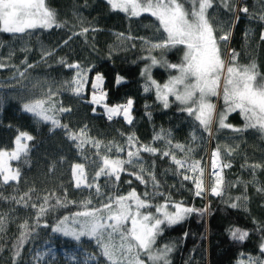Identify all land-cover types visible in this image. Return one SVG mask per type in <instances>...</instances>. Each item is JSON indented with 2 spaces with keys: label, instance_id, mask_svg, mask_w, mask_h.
Instances as JSON below:
<instances>
[{
  "label": "trees",
  "instance_id": "trees-1",
  "mask_svg": "<svg viewBox=\"0 0 264 264\" xmlns=\"http://www.w3.org/2000/svg\"><path fill=\"white\" fill-rule=\"evenodd\" d=\"M230 3L235 11H227L221 0H214V7L209 10L214 27L231 30L227 45L221 44L222 57L224 59L227 55L225 61H228L229 51L235 49L239 54L237 65L255 63L259 74L264 76V40L261 39L264 20L259 18L264 14V0H230ZM46 4L55 11L59 27L30 29L21 34L0 32V64L4 65L0 67V149H13L19 131L35 137L28 142L30 151L27 156L10 163L12 168H19L20 181L7 185L0 182V218L3 219L0 264H13L15 246L22 232L29 234L20 248L16 264H30L29 251L47 234L57 235L51 228L58 219L84 210L83 201L90 199L92 204L88 207L98 208L108 202V197L127 195L132 189L152 205L149 209H141L142 212L150 211L156 215V207L164 204L166 197L196 208H209L204 215L192 214L182 223L166 227L158 237L157 247L175 245L170 254L171 264H240L249 256L264 259V253L260 252L264 241V191H257L264 188V167L253 169L248 166H264V135L254 129L238 134L230 129H219L214 122L213 135L209 137L193 117L181 111L184 105L174 96L169 97V107L164 108L156 98L154 88L144 90L146 79L141 73L145 65L151 63L145 57L151 54L158 60L180 64L184 52V46L178 45L149 53L146 41L156 43L165 36L162 29L157 30L158 21L150 14L129 17L124 12L112 10L107 0H46ZM245 6L248 13L238 10ZM83 28L89 31L79 35ZM49 52L52 54L47 55ZM74 63L82 68H92L81 96L74 95L66 84L76 73V69L66 64ZM97 72L104 76L106 103L123 104L128 98L133 99L134 119L131 125L122 118L109 120L100 108L93 112V104L87 101L92 77ZM118 74L124 78L120 85L115 83ZM151 75L163 85L170 77L178 75V71L156 65ZM49 89L55 92L53 102L72 109L71 112L56 113L57 118L73 131L87 125L88 136L102 142L101 155L105 154V146L112 143L127 147V138L133 134L140 143L162 150L168 149L166 142L171 139L173 144L180 143L192 149L191 152L173 150L177 158L187 157L201 162L205 182L209 183L207 188H210L214 177L207 175L208 150L219 146L222 163L231 165L223 168V195L214 196L209 191L204 197H195L193 184L183 180L170 157L147 152L141 153L142 165L147 170L144 173L147 184L123 172L119 181L101 176L97 181L101 185L99 195L94 189L76 188L72 166L84 163L91 182L97 170L92 161L99 160L95 155L97 149L85 144L80 152L63 130L49 131L50 124L37 123L34 117L22 111L24 103L46 98ZM210 99L217 112L223 110L222 96ZM227 122L237 127L244 125L239 111L231 113ZM194 132L195 140L192 139ZM157 133L168 135L164 140H154ZM228 149L231 150L230 155L227 154ZM107 154L113 158H126V151L113 150ZM85 156L89 159L86 160ZM139 166L125 165L129 172L137 171ZM148 172L155 175L158 188L153 187ZM145 192L150 195L144 197ZM25 193L31 198L25 197L24 201L17 203ZM44 196L49 197L48 211L39 218L38 224V208L30 205L42 204ZM57 199L74 203L57 205ZM231 203L238 206L232 208ZM169 210H172L171 204ZM25 222L29 225L27 229L21 227ZM45 222L49 227H43ZM233 228L246 230L248 238L243 242L233 240L230 235ZM91 242L98 248L95 240ZM100 257L104 264H108Z\"/></svg>",
  "mask_w": 264,
  "mask_h": 264
},
{
  "label": "snow or ice",
  "instance_id": "snow-or-ice-1",
  "mask_svg": "<svg viewBox=\"0 0 264 264\" xmlns=\"http://www.w3.org/2000/svg\"><path fill=\"white\" fill-rule=\"evenodd\" d=\"M112 10H119L126 13L129 17H140L144 13L150 14L158 21L157 30L163 31L164 38L159 42L148 44V51L151 53L155 49H169L178 45L184 46L183 58L180 64L167 63L162 59H157L149 54L145 59L151 63L146 64L141 75L146 79L144 90L150 91L153 88L156 92V98L162 102L164 108L169 107V97L174 96L176 101L184 105L181 111L188 113L198 122V127L208 133L209 137L213 135L212 125L218 124L219 129H230L235 133H243L249 129H254L261 135H264V76L257 71L255 63L240 66L236 64L239 55L235 49L229 51V60L225 61L221 55V44L227 45L231 30L214 27L209 10L214 7V0H107ZM221 3L227 11H235L230 0H221ZM240 12L248 13V7H240ZM264 20V14L259 17ZM239 19V17H236ZM59 27L56 13L49 8L46 0H0V32L10 34H21L27 30L36 28ZM89 31L83 28L79 35H84ZM96 31V29H92ZM220 32L221 34L217 35ZM123 36V34H120ZM71 38V37H70ZM131 39V37H129ZM143 39V38H141ZM264 40V33L261 34ZM67 43V41H65ZM49 52L47 55H51ZM61 63H65L61 60ZM161 65L169 69H176L178 75L161 85L152 78L151 70L154 66ZM0 64V67H3ZM31 67V65H28ZM67 67L76 69L73 78L66 82L72 93L81 96L84 92L85 84L88 83V73L92 68H82L78 63L66 64ZM94 67V66H93ZM21 76L24 73H20ZM123 77H116L115 83L120 85ZM104 76L97 72L91 82V99L87 101L93 105H103L105 113L109 120L113 117L123 116L128 124L133 123L132 108L134 101L128 98L126 103L109 106L104 103L107 99V92L103 90ZM182 86V87H181ZM55 95L51 89L46 98L34 99L22 105V111L35 118L37 123L50 124L49 131L56 129L63 130L68 140L74 142L75 147L82 152L85 144H90L97 149L95 155L99 157L98 161H92L96 164V171L89 181L86 165L76 163L72 166V174L75 180L76 188L94 189L101 194V185L97 182L101 176L114 178L119 181L121 173L128 172L129 175L143 184H147L144 173L147 171L142 165V152L152 155L160 153L162 157H170L171 161L177 166L179 174L183 180L191 181L193 184V195L195 197H204L210 191L211 195H223V177L222 169L231 167L230 164L221 163V148L217 146L211 153V168L214 181L210 188L205 186L204 168L199 160H190L177 158L176 151L191 152L190 147L180 143L173 144L171 139L167 140V150L142 144L135 135L127 138V147L115 143L105 146V154L101 155L99 149L102 142L88 136L87 125L77 131H73L68 124L62 123L57 118L56 113L71 112V108L57 105L52 100ZM224 101L222 111H216V105L211 102V97H221ZM96 111L95 108L92 109ZM239 111L244 120L243 127H237L227 122L231 113ZM150 115V114H149ZM168 135V134H165ZM165 135L157 133L154 140H164ZM35 137L26 131H19L15 137V147L13 150L0 149V182L7 185L10 182L20 181L19 168L13 169L10 161L21 160L22 156H27L30 151L28 142ZM195 140V132L192 135ZM125 152L126 158L110 157L107 153ZM231 154V150H227ZM85 159L89 157L85 156ZM125 165L136 168L137 171H128ZM256 169L264 167L260 164L248 165ZM191 173V175L189 174ZM148 177L153 183V187L158 188L159 182L153 173L148 172ZM131 183V181H128ZM257 191H264V188H258ZM164 195L163 193H159ZM150 194L145 192L144 197ZM154 195V194H153ZM25 197L31 198L28 193L16 201L20 203ZM239 199V198H238ZM26 203V202H25ZM49 197H43L42 204H31L30 207L38 208L37 222L47 211ZM72 201L56 200L57 205L66 206ZM92 201L90 199L83 201L84 210L72 213L71 216L65 215L58 219L57 223L51 228L53 233L61 234L65 237H71L75 241H80L82 237H88L95 240L102 256L108 264H171L170 254L174 251V244H164L157 247V239L160 237L166 227L178 225L192 214L204 215L209 211L207 206L196 208L184 204L183 201L173 202L170 197H166L165 203L156 207L155 215L150 211H141L149 209L152 205L147 199L132 189L127 195H118L108 197L101 207L89 208ZM169 204L171 209L169 210ZM26 206H29L26 204ZM236 203H231L230 207L236 208ZM3 219L0 218V230H2ZM27 229L29 225L25 222L21 225ZM43 227H49L45 222ZM28 232H22L18 244L15 246L13 264H16V258L20 257V248L27 239ZM187 235V233H185ZM231 238L235 241L243 242L248 238L249 233L240 228L230 229ZM260 252L264 253V241L261 242ZM43 253H37L38 258H42ZM146 257V259H145ZM240 264H264V259L260 257L249 256L248 260L240 261Z\"/></svg>",
  "mask_w": 264,
  "mask_h": 264
},
{
  "label": "rangeland",
  "instance_id": "rangeland-1",
  "mask_svg": "<svg viewBox=\"0 0 264 264\" xmlns=\"http://www.w3.org/2000/svg\"><path fill=\"white\" fill-rule=\"evenodd\" d=\"M222 51L223 50L221 47V55H222ZM226 58H227V55L225 56L224 59L226 60ZM94 76L92 77V80L94 79ZM103 90H104V84H103ZM92 91L93 90L91 88L90 94H89V100L91 99ZM104 103H106V101ZM108 105L112 106L110 104ZM93 108L95 109L100 108L106 115L105 109L102 104L93 105ZM113 118H122L124 120L122 115L116 116ZM14 147H15V144H14ZM213 150L215 149L209 148L208 150L209 154L207 158V175L209 178L213 177L212 176L213 170L211 168V153L213 152ZM223 170L224 169H222V172H221L222 177H223ZM213 181H214V178H213ZM207 185H209V183L206 184L205 182L206 187ZM156 215H159V213H157ZM91 241L92 240L88 237L85 238L84 240L75 241L73 238L65 237L61 234H57L54 236L51 234H47L34 248H32L29 251V254H28L29 262L30 264H104L99 254L100 250ZM38 252L44 254L42 258L37 257ZM87 261H90L91 263H88Z\"/></svg>",
  "mask_w": 264,
  "mask_h": 264
},
{
  "label": "bare ground",
  "instance_id": "bare-ground-1",
  "mask_svg": "<svg viewBox=\"0 0 264 264\" xmlns=\"http://www.w3.org/2000/svg\"><path fill=\"white\" fill-rule=\"evenodd\" d=\"M73 253V252H72ZM88 263H91L90 261H87Z\"/></svg>",
  "mask_w": 264,
  "mask_h": 264
}]
</instances>
